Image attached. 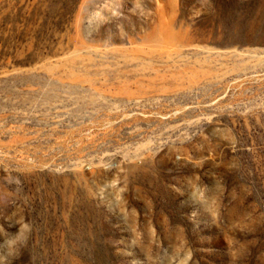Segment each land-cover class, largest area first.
Segmentation results:
<instances>
[{
  "label": "rangeland",
  "instance_id": "rangeland-1",
  "mask_svg": "<svg viewBox=\"0 0 264 264\" xmlns=\"http://www.w3.org/2000/svg\"><path fill=\"white\" fill-rule=\"evenodd\" d=\"M0 264H264V0H0Z\"/></svg>",
  "mask_w": 264,
  "mask_h": 264
}]
</instances>
